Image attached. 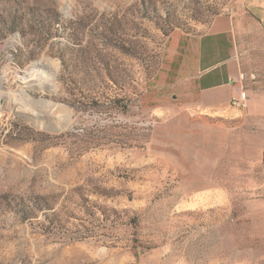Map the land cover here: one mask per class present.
Masks as SVG:
<instances>
[{"label": "rangeland", "instance_id": "rangeland-1", "mask_svg": "<svg viewBox=\"0 0 264 264\" xmlns=\"http://www.w3.org/2000/svg\"><path fill=\"white\" fill-rule=\"evenodd\" d=\"M242 10L0 0V264H264V125L198 113L173 69Z\"/></svg>", "mask_w": 264, "mask_h": 264}, {"label": "crops", "instance_id": "crops-1", "mask_svg": "<svg viewBox=\"0 0 264 264\" xmlns=\"http://www.w3.org/2000/svg\"><path fill=\"white\" fill-rule=\"evenodd\" d=\"M237 2L241 13L216 17L188 57L173 66L178 73L176 84L196 92L192 109L198 113L229 116L245 112L264 125V66L260 49L247 47L257 33L264 36V0ZM242 92L248 98L246 109L232 106Z\"/></svg>", "mask_w": 264, "mask_h": 264}, {"label": "bare ground", "instance_id": "bare-ground-1", "mask_svg": "<svg viewBox=\"0 0 264 264\" xmlns=\"http://www.w3.org/2000/svg\"><path fill=\"white\" fill-rule=\"evenodd\" d=\"M49 69H50V66H49ZM24 80H25V82H28V84L30 85L29 86L30 88H38V89L54 88V83H55V82L53 83L54 80L52 81L51 79H49L46 76H38V75H33V74L24 78ZM20 94H21L22 98H23V96H24V98H29V95H27V93H25L24 90H21ZM30 104H32V103H30Z\"/></svg>", "mask_w": 264, "mask_h": 264}, {"label": "built area", "instance_id": "built-area-1", "mask_svg": "<svg viewBox=\"0 0 264 264\" xmlns=\"http://www.w3.org/2000/svg\"><path fill=\"white\" fill-rule=\"evenodd\" d=\"M248 98L246 92H242L239 98H234L232 100V106L239 109H246L248 107Z\"/></svg>", "mask_w": 264, "mask_h": 264}]
</instances>
